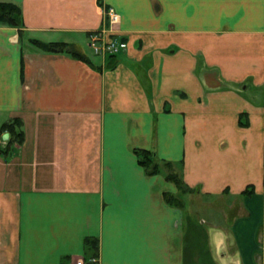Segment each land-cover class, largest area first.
I'll list each match as a JSON object with an SVG mask.
<instances>
[{
    "label": "crops",
    "instance_id": "obj_1",
    "mask_svg": "<svg viewBox=\"0 0 264 264\" xmlns=\"http://www.w3.org/2000/svg\"><path fill=\"white\" fill-rule=\"evenodd\" d=\"M0 2L22 14L0 23V128L17 120L0 130V264H264V0ZM107 8L127 47L94 59ZM136 149L180 165V206Z\"/></svg>",
    "mask_w": 264,
    "mask_h": 264
},
{
    "label": "trees",
    "instance_id": "obj_2",
    "mask_svg": "<svg viewBox=\"0 0 264 264\" xmlns=\"http://www.w3.org/2000/svg\"><path fill=\"white\" fill-rule=\"evenodd\" d=\"M0 23L12 27H21L22 26V14L20 8L11 2H0ZM33 43L40 47L42 50L46 51H54V52H66L73 56H78L82 59H87L83 54H80L76 50L68 49L64 43H57V42H41L38 40H33ZM88 60V59H87ZM17 120H12L9 123H4L0 130H9L12 133H16V125ZM136 157L138 164H140L148 173L155 174L161 173L163 174L166 179L172 180L178 190H183L186 186L181 181V179L175 174L171 172H165L163 170V166L171 167L173 163L170 161L159 160L152 151L146 149H136L135 150ZM166 201L171 205L180 206L181 202L177 195L174 194H166L165 195ZM86 245L90 247L94 254L97 251V242L95 239H86ZM95 256V255H93Z\"/></svg>",
    "mask_w": 264,
    "mask_h": 264
},
{
    "label": "built area",
    "instance_id": "obj_3",
    "mask_svg": "<svg viewBox=\"0 0 264 264\" xmlns=\"http://www.w3.org/2000/svg\"><path fill=\"white\" fill-rule=\"evenodd\" d=\"M105 14L108 20V28L103 27L102 29L91 33L88 38V45L94 55L109 57L115 56L125 50L127 44L118 35L109 33L112 26L116 25L119 21L117 13L112 8H107ZM79 264H98V259L96 256H91L87 259L81 260Z\"/></svg>",
    "mask_w": 264,
    "mask_h": 264
},
{
    "label": "rangeland",
    "instance_id": "obj_4",
    "mask_svg": "<svg viewBox=\"0 0 264 264\" xmlns=\"http://www.w3.org/2000/svg\"><path fill=\"white\" fill-rule=\"evenodd\" d=\"M127 44V43H126ZM90 49L89 48H85V52H86V54L89 56V57H91V58H97V57H95V56H93L92 55V53H90L91 51H89ZM124 51V50H123ZM176 166H174V164H173V166H171V167H167V166H163V170L165 171V172H171L172 174L173 173H175V171H176V169L177 170H179V167H180V165H178V164H175ZM178 177H179V174L178 173H175ZM192 193L193 192V190L192 189H189V188H187V187H185V188H183V190H179V192H178V197H186V195L187 194H189V193ZM193 195H196V194H194L193 193ZM198 196V195H197ZM201 214H203V215H205V216H208L209 215V217H211L212 216V213L210 212V209H207V207H205L203 210H202V212H201ZM203 237V236H202ZM200 241H203V239H199ZM206 240V239H205ZM206 244L204 245V246H200V250L201 251H204L205 250V248H206ZM202 253L203 252H201V255H202ZM204 255V254H203ZM202 261V260H201ZM205 261V260H204Z\"/></svg>",
    "mask_w": 264,
    "mask_h": 264
}]
</instances>
